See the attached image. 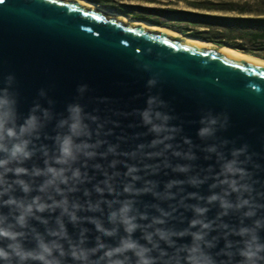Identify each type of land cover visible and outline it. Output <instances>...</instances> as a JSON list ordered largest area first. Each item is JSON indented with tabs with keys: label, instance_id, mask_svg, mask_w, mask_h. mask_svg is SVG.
<instances>
[{
	"label": "water",
	"instance_id": "water-1",
	"mask_svg": "<svg viewBox=\"0 0 264 264\" xmlns=\"http://www.w3.org/2000/svg\"><path fill=\"white\" fill-rule=\"evenodd\" d=\"M125 20L96 6H83L78 0H0V96L7 93L15 101L17 128L32 114L41 123L35 134L25 137L30 140L31 158L9 165L24 167L28 174L17 177L9 173L5 177L11 191L0 198V214L8 216V222H14L13 217L18 214L14 208L2 205L9 195L26 203L40 196L43 202L51 203L48 194L39 191L47 177L35 176L33 171L45 169V161L60 167L53 159L58 154L56 138L68 132L66 125L60 127V122L68 118V107L78 104L89 135L77 138L76 142L96 145L90 149L96 153L94 157L80 156L73 165L80 169L83 182L74 185V192H67L72 182L61 186L70 205H81L76 212L78 220L71 222L67 215L61 216L59 208L35 213L48 223L29 218L28 227L22 229L26 235L21 242L26 249L36 247L37 234L45 242L57 239L48 232L58 229V217L67 231L68 238L59 240L66 253L69 241L78 244L81 239L82 246L89 249L97 246V238L106 246H116L126 233L122 225L112 224L108 217L121 202L131 199L141 225L133 238L140 244L151 248L143 238L144 231L154 217H160L165 223L153 225L147 231L154 232L156 227L175 232L187 230L182 237H171L173 246L153 237L169 256L177 255L180 264L184 255L181 249L192 244L191 233L197 231L205 233L201 245L213 264H245L240 251L251 239V233L241 236L239 230H254L258 242L264 244V66L220 50L232 49L227 46L213 44L216 49L208 48L192 40L212 44L202 39L189 35L179 39L173 32L153 31L149 25ZM150 80L155 83L150 85ZM81 86H86L83 92L79 91ZM152 97L163 101L152 106L154 123H161L155 120L156 111L170 117L166 122L168 131L160 134L150 131L151 125H145L142 118ZM45 111L49 113L47 117ZM207 118L217 119V124L212 135L202 138L199 130L206 124L201 121ZM164 136L170 139L164 140ZM156 139L163 143L151 146ZM109 148L115 152H109ZM210 148L215 151H209ZM241 149L238 156H233ZM4 157L0 153V158ZM233 159L245 175L241 178L239 174H230L227 178L235 179L238 187L243 185L247 190L240 187V191L233 192L220 183L225 179L223 165ZM131 166L138 168L134 175L139 180L133 181L126 175ZM178 167H187L188 171L180 172ZM16 179H23L31 191L24 193L14 183ZM191 179L202 183L192 185ZM106 180L112 185V192L108 191ZM172 181L180 183L166 189ZM129 183L137 189L150 187L153 191L125 193L123 189ZM97 186L104 192L97 193ZM165 191L172 196L160 199L153 195ZM213 194L233 207L224 209L218 200L209 203L208 197ZM52 195L57 200L62 198ZM242 200L249 203L236 207ZM90 203H99V210H88ZM194 207L207 211L200 216ZM158 209L169 215L161 217ZM248 212L253 214L248 216ZM140 214L147 218L139 219ZM92 219L99 220L107 229L116 228V234L105 236ZM193 219H201L211 227H190ZM7 243L2 241L0 246ZM54 255L62 264H80L70 255ZM101 255L103 250L90 259L95 261ZM127 255L130 264H135L136 257L132 253ZM151 255L156 257L159 251L153 250Z\"/></svg>",
	"mask_w": 264,
	"mask_h": 264
},
{
	"label": "clouds",
	"instance_id": "clouds-1",
	"mask_svg": "<svg viewBox=\"0 0 264 264\" xmlns=\"http://www.w3.org/2000/svg\"><path fill=\"white\" fill-rule=\"evenodd\" d=\"M154 83L155 81L153 80L149 81L150 85ZM85 87L86 86H81L79 91L83 92ZM41 95H43V93H41ZM156 103L163 104V101H158L155 97L148 99V107L142 112V118L145 125H151L150 131L160 134L168 131L166 122L170 117L156 111L155 120L161 121V123H154L152 106ZM14 104L15 101L10 100L7 93H5L4 96H0V153L5 154L4 158H0V198L8 195L11 191V185L5 178L9 173H13L17 177L28 174V169L24 167L11 168L9 165L14 162L22 163L31 158L33 153L29 150L30 140L25 137H31L41 127L40 118L32 114L26 119L23 125L17 128L15 124ZM36 108H39V105H37ZM35 111L36 109H33V113H35ZM68 113V118L60 122V127L66 125L68 132L63 136H57L58 154L53 158L54 163L60 167H53L48 164V161H45L46 165H48L45 169H35L33 171V175L35 176L43 175L47 177L43 184L40 185L39 191L48 194V199L51 200V203L43 202L40 196L32 198V200L27 203L11 195H9L7 200L2 201L3 206L14 208L18 214L13 217L14 222H8V216L0 214V242L5 240L8 241L6 245L0 246V261H3L4 264H27L29 261L38 262V264H62L61 259L54 255V253H58L59 257L70 255L73 260L80 262V264H130V257L127 254L132 253L136 257L135 264H180V258L177 255L169 256L166 251L159 248V244L153 240V237L157 236L169 246H173L174 241L171 237H182L187 234V230L175 232L156 227L154 232H149L147 228H151L153 225H163L165 223L164 219L154 217L152 223L146 226L143 236V238L151 244V248L140 244L138 240L133 238V234L141 225L137 223L138 216L135 214L134 201L131 199L121 202L120 207L111 211L108 217L112 224L122 225L126 233L124 237L120 238L116 246H106L104 243H100L99 238H97V246L89 249L82 246L84 241L81 239L78 244L69 241L70 247L69 251L66 253L59 240L68 238L67 231L64 223L58 217L56 220L58 229L49 230L48 232V235L57 239L45 242L44 238L37 234L35 237L36 247L34 249H26L24 247L21 241L26 233L22 231V229L28 227L29 218L34 217L44 224L48 223L47 220H42V218L36 216L35 213L54 211L59 208L61 209V216L67 215L71 222H76L78 220L76 212L81 208V205L78 203H72L70 205L65 193V188L61 186L67 187L70 182H72L73 186L67 187V192H74L76 190L74 185L83 182L80 169L73 168V165L80 156L86 158L94 157L96 153L90 149L95 148L96 145L76 142L77 138L89 135L88 126L84 123V115L82 114L81 106L78 104L70 105L68 107ZM48 115L49 113L45 111L44 116L47 117ZM201 123L206 124L205 127L199 130V136L203 138L214 133V126L217 124V119L207 118L202 120ZM172 131H175V129H172ZM163 139L167 140L170 139V137L164 136ZM9 143L11 145L10 147ZM160 143H163V140L156 139L151 142V146L154 147ZM140 147L143 148L144 146L141 145ZM166 147H171V145H166ZM209 151H215V149L210 148ZM242 151L243 149L233 152V156H238ZM109 152H115V149L109 148ZM154 155L159 156L160 153H155ZM176 155H180V153H176ZM189 158L191 159L193 157ZM113 164H115V161ZM236 165L237 161L235 159L223 165V175L225 179L221 180L220 183L228 185L233 192L240 191V187H244L245 190H247L246 186L241 185L238 187L235 179L227 178L230 174L233 176L239 174L241 178H243L245 175L244 170ZM177 170L180 172H187L188 168L178 167ZM138 171V168L131 166L128 167L126 175L131 177L133 181H136L140 179L139 176L134 175ZM68 173H70V175ZM110 179L111 177H109V180ZM14 183L19 185L24 193H29L31 191L30 185L23 179H16ZM104 183L108 191L112 192L113 188L108 180ZM177 183L180 182H169L166 185V189L170 190ZM190 183L192 185H197L202 183V181L191 179ZM215 186L216 185H213V187ZM153 187H155V185H153ZM49 190H51V192ZM95 191L97 193H103L104 189L97 186ZM123 191L125 193L139 195L142 192H151L153 188L145 187L143 189H137L132 183H129L125 185ZM52 193L62 198L57 200L53 198ZM153 195L160 199H168L172 196V193L169 191H165L164 193L153 192ZM225 195H227V193H225ZM217 200L224 209L233 207L231 203L217 194L208 197L209 203ZM248 203V200H242L236 207H242ZM88 210H99V203L95 205L90 203L88 205ZM158 210L161 213V217H167L169 215V213L163 209ZM194 211L196 214L202 216L207 209L203 207H194ZM252 214L251 212L246 213L248 216ZM146 218L144 214L139 215V219ZM91 222L95 225L96 229L105 236L112 237L117 232L116 228L107 229L103 227L99 220L92 219ZM197 225H199L202 230L211 227L209 223H205L201 219H193L190 227L194 228ZM257 226H259V222H257ZM249 233H251V239L245 242V247L240 251V256L244 258L245 264H262V262H264V255L261 254L264 253V244L258 242V237L254 233V230L241 228L238 234L244 236ZM191 236L192 244L184 246L181 249L184 254L182 257L183 264H213L211 257L203 251L201 245V242L204 241L205 233L203 231H197L191 233ZM100 250H103V255L97 260L92 261L90 258ZM153 250H158L159 255L156 257L152 256L151 252Z\"/></svg>",
	"mask_w": 264,
	"mask_h": 264
},
{
	"label": "trees",
	"instance_id": "trees-1",
	"mask_svg": "<svg viewBox=\"0 0 264 264\" xmlns=\"http://www.w3.org/2000/svg\"><path fill=\"white\" fill-rule=\"evenodd\" d=\"M97 1V0H90ZM187 1V0H179ZM188 10H158V18H148L146 8L118 12L155 26L202 39L217 46H227L244 54L264 59V10L248 4L193 0L185 2ZM261 7V6H260ZM142 11L137 17L136 11ZM231 14V15H229Z\"/></svg>",
	"mask_w": 264,
	"mask_h": 264
},
{
	"label": "rangeland",
	"instance_id": "rangeland-1",
	"mask_svg": "<svg viewBox=\"0 0 264 264\" xmlns=\"http://www.w3.org/2000/svg\"><path fill=\"white\" fill-rule=\"evenodd\" d=\"M86 1L92 2L94 6L102 9L107 14L111 13L112 15H115V16L118 15V16H121L127 19L128 21L146 22L144 20L134 19V18L125 16L124 14L118 12L117 10H122V11L131 10V9H128V7L146 8L148 10L156 11V12L147 13L148 18L155 20L158 18L157 16L158 10H188L185 2H189L193 0H187V1H179V0H97V1H90V0H86ZM197 1H201V0H197ZM212 1L233 3V4H238V5L248 4L249 7L252 8L253 10H258V9L264 10V0H212ZM136 13L137 15H132V17L139 16L138 14H141L142 11L137 10ZM179 35L182 36V34H179Z\"/></svg>",
	"mask_w": 264,
	"mask_h": 264
},
{
	"label": "bare ground",
	"instance_id": "bare-ground-1",
	"mask_svg": "<svg viewBox=\"0 0 264 264\" xmlns=\"http://www.w3.org/2000/svg\"><path fill=\"white\" fill-rule=\"evenodd\" d=\"M78 1H80V4H82L83 6L86 5V7H93V8L95 7L92 2H88L86 0H78ZM113 16H115V15H113ZM115 17H118V15H116ZM125 22H129L131 24L135 23L133 21H128L127 19L125 20ZM136 22L140 23V24H143V25H149V29H153V31H162L163 32L164 30H166L167 32H173V34L177 35L179 39H187V37L180 36L178 33L174 32L172 30H168L166 28L155 26L153 24L151 25L150 23H147V22H139V21H136ZM189 39H191V38H189ZM192 40H194L195 44H200V45L208 47V48H215L216 49V47L213 44L205 43V42H202L200 40H195V39H192ZM220 50L224 51V52H227V53H230L231 55H233L235 57H238L240 59H243V60L248 58L252 62H254V63H256V64H258L260 66H264V59H261V58L255 57V56H251V55H248V54H244L242 52H239L237 50H232V49H229V48H221Z\"/></svg>",
	"mask_w": 264,
	"mask_h": 264
},
{
	"label": "snow or ice",
	"instance_id": "snow-or-ice-1",
	"mask_svg": "<svg viewBox=\"0 0 264 264\" xmlns=\"http://www.w3.org/2000/svg\"><path fill=\"white\" fill-rule=\"evenodd\" d=\"M3 2H4V0H3Z\"/></svg>",
	"mask_w": 264,
	"mask_h": 264
}]
</instances>
